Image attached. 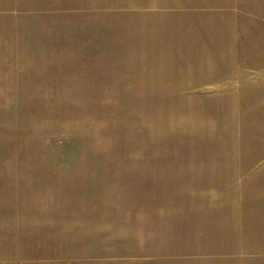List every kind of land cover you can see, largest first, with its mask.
Wrapping results in <instances>:
<instances>
[{
  "label": "rangeland",
  "instance_id": "obj_1",
  "mask_svg": "<svg viewBox=\"0 0 264 264\" xmlns=\"http://www.w3.org/2000/svg\"><path fill=\"white\" fill-rule=\"evenodd\" d=\"M50 4L0 51V177L53 195L59 264H264V0Z\"/></svg>",
  "mask_w": 264,
  "mask_h": 264
},
{
  "label": "crops",
  "instance_id": "obj_2",
  "mask_svg": "<svg viewBox=\"0 0 264 264\" xmlns=\"http://www.w3.org/2000/svg\"><path fill=\"white\" fill-rule=\"evenodd\" d=\"M21 3L25 7L27 0H0V51L5 56H11L14 53L17 56L16 51L22 49L20 45H47L49 35L54 38V27L35 26L32 21H29L31 12ZM51 4L54 7V0H51ZM50 12L54 14V11ZM98 21L99 29L96 32L92 31L91 34L88 29L86 31L89 35L87 39L91 37L93 45H105L104 41H107L109 36L106 35L105 30L108 29L104 26L112 27L114 30L108 31H115V35L119 33L127 35L129 45H135V21L131 22V25L123 23L119 28H116L113 22L103 20L102 17ZM37 28L42 31L38 32ZM119 40L116 37L117 45ZM120 45L124 43L121 41ZM0 96L3 95L0 94ZM3 171H0V174ZM13 179L10 182H13ZM19 184L22 185L21 182ZM23 189V186L7 185L6 179L0 177V264H59L56 248L58 236L56 217L58 215L54 212L56 208H54L53 195H51V203L48 201L46 208L43 207L42 212L37 214L33 211L35 207L31 203L28 204ZM36 225H41L40 230H35ZM36 232H39L40 237L47 242L48 249H46L47 255L43 258L44 261L42 259L40 262L39 256H42L40 251L28 248L29 236L34 240ZM54 248H56L55 252ZM29 256L31 259L28 258Z\"/></svg>",
  "mask_w": 264,
  "mask_h": 264
}]
</instances>
